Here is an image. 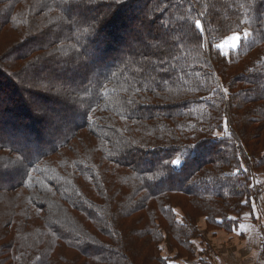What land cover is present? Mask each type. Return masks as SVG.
<instances>
[{
    "label": "trees",
    "instance_id": "1",
    "mask_svg": "<svg viewBox=\"0 0 264 264\" xmlns=\"http://www.w3.org/2000/svg\"><path fill=\"white\" fill-rule=\"evenodd\" d=\"M259 175L264 0H0V264H210Z\"/></svg>",
    "mask_w": 264,
    "mask_h": 264
},
{
    "label": "crops",
    "instance_id": "2",
    "mask_svg": "<svg viewBox=\"0 0 264 264\" xmlns=\"http://www.w3.org/2000/svg\"><path fill=\"white\" fill-rule=\"evenodd\" d=\"M259 189H254L250 205L241 214L237 225L229 230L206 233L205 245L210 249V264H264L259 259V246L264 236V180L256 176Z\"/></svg>",
    "mask_w": 264,
    "mask_h": 264
},
{
    "label": "rangeland",
    "instance_id": "3",
    "mask_svg": "<svg viewBox=\"0 0 264 264\" xmlns=\"http://www.w3.org/2000/svg\"><path fill=\"white\" fill-rule=\"evenodd\" d=\"M235 37V39H233ZM237 41H238V36L237 35H235V36H232V38H230V39H228L226 42H224L223 43V47H224V50H226V51H228L229 49H232V48H234L236 45H237ZM65 74H67V73H62V76L63 75H65ZM71 75V76H70ZM74 76V74H72V73H69L67 76H65V77H67L68 79H66L65 81H64V84L66 85V86H70V84L72 83V81L70 80L71 78L70 77H73ZM57 85H61V84H58L57 83ZM62 86V85H61ZM36 106L37 107H39L37 110H38V112H43V113H49L50 112V108L51 107H49L48 105H43V104H41L40 102H39V100H36ZM56 113H54V114H58V112H61V111H56V110H54ZM62 113V112H61ZM59 115V114H58ZM68 119V118H67ZM63 120V119H62ZM259 248H260V246H259ZM260 259V258H259ZM262 260V259H261ZM263 261V260H262Z\"/></svg>",
    "mask_w": 264,
    "mask_h": 264
},
{
    "label": "built area",
    "instance_id": "4",
    "mask_svg": "<svg viewBox=\"0 0 264 264\" xmlns=\"http://www.w3.org/2000/svg\"><path fill=\"white\" fill-rule=\"evenodd\" d=\"M259 185H255V189H259ZM263 231H264V225H263ZM259 257L260 259H262L264 261V236L260 245V249H259Z\"/></svg>",
    "mask_w": 264,
    "mask_h": 264
},
{
    "label": "snow or ice",
    "instance_id": "5",
    "mask_svg": "<svg viewBox=\"0 0 264 264\" xmlns=\"http://www.w3.org/2000/svg\"><path fill=\"white\" fill-rule=\"evenodd\" d=\"M195 26H196V28H200L201 27L200 22L196 21V25ZM233 39H235V37ZM225 131H227V128H225ZM172 163L178 165L180 163V160L176 159V160L172 161Z\"/></svg>",
    "mask_w": 264,
    "mask_h": 264
}]
</instances>
